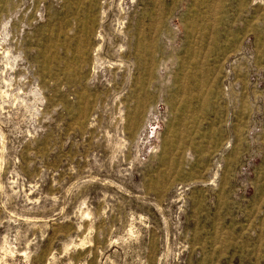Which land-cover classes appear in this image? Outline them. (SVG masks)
Returning <instances> with one entry per match:
<instances>
[{
    "label": "rangeland",
    "instance_id": "obj_1",
    "mask_svg": "<svg viewBox=\"0 0 264 264\" xmlns=\"http://www.w3.org/2000/svg\"><path fill=\"white\" fill-rule=\"evenodd\" d=\"M0 264H264V0H0Z\"/></svg>",
    "mask_w": 264,
    "mask_h": 264
}]
</instances>
